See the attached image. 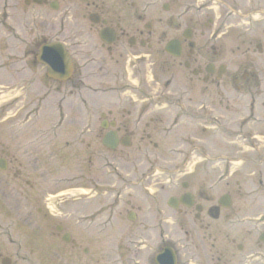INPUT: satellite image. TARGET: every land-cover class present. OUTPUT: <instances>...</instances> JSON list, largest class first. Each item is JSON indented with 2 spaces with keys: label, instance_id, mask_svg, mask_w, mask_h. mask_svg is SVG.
I'll return each instance as SVG.
<instances>
[{
  "label": "flooded vegetation",
  "instance_id": "1",
  "mask_svg": "<svg viewBox=\"0 0 264 264\" xmlns=\"http://www.w3.org/2000/svg\"><path fill=\"white\" fill-rule=\"evenodd\" d=\"M176 1L158 9L155 0H4L10 13L17 9L18 14L29 15L31 10L36 17L38 10L48 15L57 11L63 19L91 17L95 22L89 21V31L98 27L96 37L88 32L75 44L82 64L70 80L56 85L30 81L20 87L23 97L2 104L0 201L7 209H0V264H90L91 260L102 264L101 256L87 257L91 250L86 242L62 240L67 232L63 224L52 223L56 215L68 221L73 211L63 204L54 213L46 202L55 187H65L67 178L54 177L53 159L70 147L77 146L79 152L81 186L92 193L103 185L104 168L116 177L122 175L123 188L134 191L148 188L152 168L165 175L167 170L183 169L182 174L192 176L205 169L210 174L218 162L227 168L238 162L245 178L236 181L238 188L246 189L254 174L264 189V0H190L187 10L174 8L175 21L172 15L166 18L163 8L170 10ZM169 42L176 55L166 52ZM20 69L10 76L19 77ZM111 71V94L97 95L103 81L92 80L93 75L105 77ZM45 106L52 112L43 113ZM72 135L77 145L71 142ZM222 147L225 153L219 151ZM23 176L31 191L40 188L31 201L15 182ZM195 183L191 192L190 183L181 182L185 188L173 195L174 209L182 214L190 209L200 218L217 213L212 220L227 217L230 207L222 206L220 196L208 194L201 187L204 182ZM183 193L191 196L183 197L187 205L180 199ZM156 211L158 224L144 229V241L153 251L144 257L133 246L115 242L114 250L106 251L108 264H156L155 255L167 245L176 256L174 264H201L178 237L166 240L167 232L176 227L189 238L191 232L182 220L160 207ZM83 217L79 214L75 222L82 223ZM168 218L173 225L165 224ZM199 227L209 229L207 238H215V226ZM260 234L264 236V231L258 239ZM41 239L46 240L45 247L40 246ZM136 242L138 238L129 243ZM231 242L240 255L218 247L215 256H206L205 264H264V241L256 240L250 247ZM210 245L214 247V241ZM97 249L101 253V247Z\"/></svg>",
  "mask_w": 264,
  "mask_h": 264
},
{
  "label": "rangeland",
  "instance_id": "2",
  "mask_svg": "<svg viewBox=\"0 0 264 264\" xmlns=\"http://www.w3.org/2000/svg\"><path fill=\"white\" fill-rule=\"evenodd\" d=\"M163 1L165 0H160L158 6ZM179 1L183 3V8L186 7L190 0ZM2 3L3 0H0V65L3 67V71L5 69L7 70V74L5 75V73H1L0 71V83L7 82L9 84L16 79L18 85L26 86L29 81L33 82L35 80L38 84H40L41 82L48 80L45 77L42 65L35 61L34 56L37 52L36 44H39L42 39H56L59 37L60 33H63L62 38L66 39L69 43H72V41L75 40L81 41L85 39V33L90 32L88 30V21L83 20V18L79 16L69 17L67 21H65L63 29L58 12L50 13V16L54 17V21L52 22L49 18L48 20L46 19L45 13L43 14L44 20L37 19L36 22H33L32 19H29L28 17H24L25 19L19 20V18H21L20 15H13L14 13H12L11 19L13 20V24L15 26L14 32L17 34L16 36L19 39L12 40L9 37L10 33H12L11 29L4 23L5 17L2 10L4 8ZM175 7H177V5H175ZM169 14L170 11L165 15L166 18ZM171 15L175 20L176 14L174 11ZM94 32L95 30L93 29L91 33L94 34ZM11 46H14L17 50L15 54L12 52L13 50H8ZM73 58L74 66L77 71L82 64V60H78L75 55ZM19 67L22 68V70L20 69L22 71L21 74H19V77L12 78L10 75L13 74L14 76L16 74V69ZM95 71H98V69L95 68ZM100 79L106 80V78ZM103 86L104 88H107L105 87L107 84H104ZM40 89L44 90L43 86H40ZM1 90L2 88H0V112L2 110L1 101L4 98ZM109 90L110 89H108V91ZM10 96L11 94L7 96L5 95L4 100ZM46 108L47 106L43 107V113L52 112L49 109L46 110ZM72 137L73 135L71 136V142L74 143V145H77V143L72 140ZM88 140L93 142L92 138H88ZM217 146L215 147L216 150L219 148ZM76 148L77 146H74V150L70 147L69 150H66V154L59 153L57 155V153H55V156H58V158L53 159L55 162V179L58 177L61 180L63 178H67L70 181V183L66 185V187H68V185L71 186V188L67 190V198L78 196V194L83 190L79 177V152ZM219 151H223V147L220 148ZM61 155L62 159L59 158ZM63 160H65L64 164L61 165ZM238 167V164H232L229 168H225L223 166L215 167L213 176H208L211 178L209 180H205L201 185L205 188L208 184L210 189L205 188V190L214 198L221 193L231 191L232 205L227 211L228 216L225 217L220 215L216 220H212L207 214L201 216L199 219H195L193 217V212L190 209L187 214H182L165 205V200L169 195L177 194L182 190L180 183L183 180H188L192 190H194L196 183L193 181V177L191 175L175 174L171 177L172 182H169L164 179V176L159 173L158 169H150L151 176L146 182L150 189L147 190V192L155 194L158 204L165 211L164 213L171 215L179 221L182 220V225L185 226L184 229H188L191 232L189 238H184L185 236L182 230L179 229V227H176L173 232H167L166 240H169L168 237H171V239L178 237L180 245L188 246L190 250H193L196 257H199L201 260V264H205L206 256H215L218 247L220 249L224 247L232 248L235 252V257L240 255L241 253H238L237 250H235L233 247L234 244L231 240L234 239V243L242 241L244 247L254 246L253 242L259 240L257 236L258 233L260 231H264V216H258L259 214H264V189L259 184L257 185V183H250V179L248 180L249 185L246 189L238 188L236 181L238 180L242 182L243 178L242 174L240 175L242 170ZM222 171H225V173L226 171H229L231 176L220 179L219 175ZM197 176H200L201 178L207 177L206 175L204 176L200 173L197 174ZM200 177H198L197 180H200ZM23 178L24 176L20 180H15L17 188L28 196L27 200L31 201L33 194L39 193L40 188L36 191H31L30 188L23 182ZM101 179L103 181V185L99 187L100 189H97L95 195L79 199L77 201L74 199H68L63 202L67 208L73 211L71 212V216L68 221L64 220L63 216L56 215L53 217L52 223L55 225L63 224V229L70 234L71 239L80 241L81 243L86 242V244L90 246L91 250L87 257L101 256V258L104 259L102 260V264H108V262H106V258L110 255H106V251H113V245L115 242H122L124 245L133 246L136 252L140 253L141 256L145 257L149 255L153 250L148 249V246L137 249V244L133 245L129 242L132 239L137 238L138 241L143 242L142 240H145L146 238V231L144 232L145 227L147 228V226L151 227L153 224H158L160 215L159 213L156 214V212L152 209L154 204L153 199L148 198L147 202L142 200L140 192H143V194L141 193L142 196H145V192L141 187H135V190L130 194L129 189H123L126 182L122 175L116 177L113 174H110L109 168L103 169ZM213 180L214 184L213 187H211L210 185ZM64 183L65 182H63V184ZM112 183L115 184L112 185ZM87 185L88 184L86 183L83 186ZM108 189H112V191H109ZM104 190H106V192H104ZM85 191H89V189L86 188ZM115 191H117L118 194ZM10 199L11 201L13 200L12 198ZM128 200H130V204L128 203ZM148 205L151 206L150 210L148 209ZM4 208L7 209V207L0 201L1 211L4 210ZM130 210H132L135 214L133 219L127 218V214ZM79 214H83L85 217H83L84 220L82 223L77 224L75 220L79 218ZM245 215H247V217H245ZM260 220L263 222L260 223ZM207 223H209L210 226H215V234L213 236L215 238H207V231L209 229L204 231L199 227L200 224ZM165 224L168 226L173 225L172 222H166ZM251 228L255 229L256 232L252 233ZM153 234L155 235V233ZM141 235L143 236L142 238L139 237ZM51 240L57 242L60 241V238L52 237ZM155 240L159 239L156 238ZM40 241V246L42 245L45 247L46 240L41 239ZM213 241L215 245L214 247H211L210 243ZM97 246L101 247V253H98ZM23 248L24 250H27L26 247ZM89 263L94 264L92 260L89 261ZM190 264L199 263L192 262Z\"/></svg>",
  "mask_w": 264,
  "mask_h": 264
},
{
  "label": "water",
  "instance_id": "3",
  "mask_svg": "<svg viewBox=\"0 0 264 264\" xmlns=\"http://www.w3.org/2000/svg\"><path fill=\"white\" fill-rule=\"evenodd\" d=\"M65 54L62 52L61 47L57 44H47L40 47V54L38 58L48 64L49 73L53 70H60L64 63L69 64L68 59L63 58ZM64 59V60H63Z\"/></svg>",
  "mask_w": 264,
  "mask_h": 264
}]
</instances>
